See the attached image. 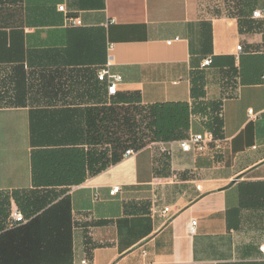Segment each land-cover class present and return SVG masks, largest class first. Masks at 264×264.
Here are the masks:
<instances>
[{"label":"crops","instance_id":"obj_1","mask_svg":"<svg viewBox=\"0 0 264 264\" xmlns=\"http://www.w3.org/2000/svg\"><path fill=\"white\" fill-rule=\"evenodd\" d=\"M257 10L264 0H0V202L9 212L33 188V152L89 149V122L113 101L187 102L188 134L221 119L205 152L175 143L168 159L150 141L65 189L72 264H264ZM102 68L121 76L114 95Z\"/></svg>","mask_w":264,"mask_h":264},{"label":"trees","instance_id":"obj_2","mask_svg":"<svg viewBox=\"0 0 264 264\" xmlns=\"http://www.w3.org/2000/svg\"><path fill=\"white\" fill-rule=\"evenodd\" d=\"M113 103L92 116L89 149L33 152V188L12 193L28 221L0 233V264H72L71 206L65 189L116 162L128 147L188 135L193 109L187 102ZM210 124L215 134L221 119L215 114ZM7 214L0 202V221Z\"/></svg>","mask_w":264,"mask_h":264},{"label":"built area","instance_id":"obj_3","mask_svg":"<svg viewBox=\"0 0 264 264\" xmlns=\"http://www.w3.org/2000/svg\"><path fill=\"white\" fill-rule=\"evenodd\" d=\"M60 10H63V6H59ZM253 16L264 18V10H257L253 12ZM71 22L73 25L80 24V20L78 18H72ZM240 46H237V49L240 50ZM212 62L211 58H205L202 62V66H208ZM97 78L100 81L105 82L106 84V91L108 95H114L117 90V85L121 81V76L117 73L111 72L108 68H102L98 74ZM262 80L264 82V76H262ZM248 114L250 116H255V113L252 109L248 110ZM215 142V138L213 133L203 132V133H195V134H188L185 138L172 140V141H158V147L161 154L165 155L168 159L172 158L173 155V145L177 143L179 147L183 151H190L194 150L197 153H203L209 146V143ZM123 154L125 156L134 155L135 150L134 147H128ZM119 189V186L112 187L110 194H115ZM168 208L164 209L166 212ZM28 218L22 212L20 208L17 206L11 208L8 212L7 222L5 223V228H13L20 224L26 223ZM196 227V220H191L188 224V231L190 234L194 233ZM260 252L264 255V243L259 245ZM79 264H92L87 259L80 260Z\"/></svg>","mask_w":264,"mask_h":264},{"label":"rangeland","instance_id":"obj_4","mask_svg":"<svg viewBox=\"0 0 264 264\" xmlns=\"http://www.w3.org/2000/svg\"><path fill=\"white\" fill-rule=\"evenodd\" d=\"M124 111H125V109H124V110H123V109H122V110H120V112H124Z\"/></svg>","mask_w":264,"mask_h":264}]
</instances>
